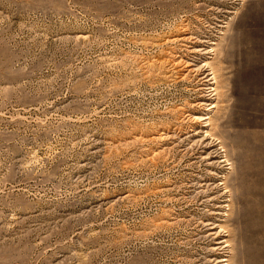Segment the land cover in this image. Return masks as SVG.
Wrapping results in <instances>:
<instances>
[{
  "label": "rangeland",
  "instance_id": "374dc122",
  "mask_svg": "<svg viewBox=\"0 0 264 264\" xmlns=\"http://www.w3.org/2000/svg\"><path fill=\"white\" fill-rule=\"evenodd\" d=\"M228 234L264 264V0H0V264H225Z\"/></svg>",
  "mask_w": 264,
  "mask_h": 264
},
{
  "label": "bare ground",
  "instance_id": "6f19581e",
  "mask_svg": "<svg viewBox=\"0 0 264 264\" xmlns=\"http://www.w3.org/2000/svg\"><path fill=\"white\" fill-rule=\"evenodd\" d=\"M205 65H207V63L205 64ZM209 65V64H208ZM210 67V66H209ZM202 72H204V71H202ZM212 75H213V73H212ZM213 78H214V76H213ZM216 78V77H215ZM214 82H216L215 80H214ZM213 82V83H214ZM216 84V83H215ZM217 85V84H216ZM215 85V86H216ZM209 86V85H208ZM215 88V87H214ZM210 89V88H209ZM212 90V89H211ZM216 93V92H215ZM215 96H217V94H215ZM214 107L216 108V106L214 105ZM210 117V116H209ZM199 118V117H198ZM199 120H201V119H199ZM210 118L208 119V124H207V126L206 127H209V126H211V123H210ZM216 122V121H215ZM208 129V128H207ZM211 129V127L209 128V130ZM205 133H207L206 135H208V132L206 131ZM206 137V136H205ZM210 137V136H209ZM204 139V138H203ZM217 141V140H216ZM218 142H221V141H219L218 140ZM202 144V143H201ZM221 148H223V147H221ZM222 150V149H221ZM223 151V150H222ZM226 151V150H225ZM224 151V152H225ZM225 157H227V156H225ZM227 161V163H228V159L226 158V159H224V162H226ZM228 165H229V163H228ZM226 180V178H223L222 179V182H221V184L220 185H222L223 186V189L225 190L224 192V194H222V197L221 198H226L227 197V194H229L230 193V189H229V184L225 181ZM211 186V185H210ZM219 187V186H218ZM218 189V188H217ZM228 198V197H227ZM216 200V199H215ZM225 203H228V206H230L231 205V203H232V201H231V199H229V200H226V201H224ZM228 206H225V207H228ZM224 210V207H220V211H223ZM216 226H218V225H216ZM217 228V227H216ZM215 228V229H216ZM218 228L220 229V231L218 230V231H216L215 232V236L217 237V236H219L222 232L224 233V235H225V233H228V230H227V228L225 227H223L222 225H219L218 226ZM222 230V231H221ZM221 232V233H220ZM213 234V233H212ZM221 236H223V235H221ZM225 237V236H224ZM223 237V238H224ZM226 237L227 238H224V240L222 241V242H220V243H217V245H219L218 247H219V249H221L222 251H225V253H226V255H224V256H222L223 258H222V260H220L219 261V263H225V264H231L230 263V261H231V259H230V253H231V249H232V247H231V241L229 240V234L228 235H226ZM219 238V237H218ZM222 238V237H221ZM215 239V238H214ZM214 249V248H213ZM232 254V253H231Z\"/></svg>",
  "mask_w": 264,
  "mask_h": 264
}]
</instances>
